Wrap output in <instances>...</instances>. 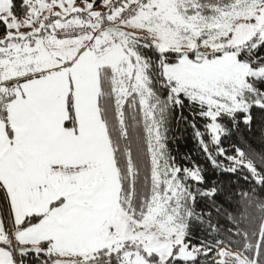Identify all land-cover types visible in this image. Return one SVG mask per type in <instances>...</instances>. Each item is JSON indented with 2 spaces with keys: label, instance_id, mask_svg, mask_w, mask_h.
Instances as JSON below:
<instances>
[{
  "label": "trees",
  "instance_id": "16d2710c",
  "mask_svg": "<svg viewBox=\"0 0 264 264\" xmlns=\"http://www.w3.org/2000/svg\"><path fill=\"white\" fill-rule=\"evenodd\" d=\"M88 1L95 6L102 2ZM195 1L197 10L205 16L213 13L215 8L234 2ZM10 12L17 17L25 16L29 6L25 0H11ZM108 21L107 18L99 19L100 27L110 23ZM6 32V25L0 20V34ZM128 37L133 38L135 51L147 65L150 105L161 134V161L175 170L184 186L180 209L185 226L184 242L196 252L190 259L178 258L173 253L161 264H221L215 260L222 247L240 253L250 264H264V78L249 79L253 92L246 96L250 101L247 110L221 113L216 117L220 134L215 139L209 129L211 120L205 114V106L184 94L175 93L163 72L164 64H174L185 55L193 58L195 53L160 52L147 37L130 33ZM229 50L236 51L238 60L250 67L264 68V40L257 36ZM112 77L109 67L99 69L100 113L119 174L120 206L131 219L141 221L156 189L148 121L135 92L118 105ZM12 98V92L0 87V119L8 134L12 131L8 117V103ZM254 99L259 102H253ZM67 110L66 125L75 127L71 92ZM194 169L199 178L190 175L189 171ZM0 213L4 232L8 234L1 194ZM39 218L27 217L12 227L13 231L24 229ZM0 246L13 251L11 242ZM47 247L44 242L33 252L19 255L20 264H52L56 256ZM122 259L120 252L105 248L86 262L127 264Z\"/></svg>",
  "mask_w": 264,
  "mask_h": 264
},
{
  "label": "rangeland",
  "instance_id": "374dc122",
  "mask_svg": "<svg viewBox=\"0 0 264 264\" xmlns=\"http://www.w3.org/2000/svg\"><path fill=\"white\" fill-rule=\"evenodd\" d=\"M129 1L102 0L95 6L88 0H25L29 12L17 17L10 12L11 0H0V20L7 28L6 33L0 34V80L61 64L68 55L56 48L53 30L82 24L87 27L77 40L61 44L90 39L97 50V59L104 61V66L112 71L118 105L131 93L138 95L148 121L154 161L156 189L145 216L136 221L122 209L127 216L118 223L121 230L115 239L119 241L106 249L120 252L127 264H161L173 253L178 258L190 259L196 252L184 242L185 226L180 214L184 186L175 170L161 161V134L150 105L146 62L135 51L133 38L124 36L115 41L100 27L99 19L107 18L108 24L131 35L149 38L160 52H220L205 58L185 55L174 64L163 65L164 75L175 93L205 106V114L211 120L210 132L218 139L220 128L216 117L221 113L247 110L250 101L246 96L253 92L249 79L264 78V68L250 67L238 60L236 51L229 50L254 36L264 40V0H234L229 6L215 8L208 16L197 10L195 0H149L129 18L122 17ZM66 23V27H60ZM189 173L199 178L197 169ZM7 233L0 220V240L12 245L8 230ZM12 254L14 257L13 251ZM88 259L69 258L64 264H88ZM215 261L250 264L243 255L227 247L219 249Z\"/></svg>",
  "mask_w": 264,
  "mask_h": 264
},
{
  "label": "crops",
  "instance_id": "0c3cea01",
  "mask_svg": "<svg viewBox=\"0 0 264 264\" xmlns=\"http://www.w3.org/2000/svg\"><path fill=\"white\" fill-rule=\"evenodd\" d=\"M56 48L68 55L61 64L0 80V87L13 94L8 103L11 134L0 119V186L12 231L25 218L40 216L13 231L14 244L35 250L47 242L56 259L66 262L112 247L119 241L118 223L127 215L99 108L98 73L106 63L97 59L87 38L56 42ZM70 92L75 127L66 125ZM7 242L0 240L1 245ZM13 263L10 249L0 246V264Z\"/></svg>",
  "mask_w": 264,
  "mask_h": 264
},
{
  "label": "built area",
  "instance_id": "2783aa9c",
  "mask_svg": "<svg viewBox=\"0 0 264 264\" xmlns=\"http://www.w3.org/2000/svg\"><path fill=\"white\" fill-rule=\"evenodd\" d=\"M149 2V0H131L129 1L124 8V11L122 13V17H126L129 18L133 13H135L137 10L143 8L147 3ZM87 31V27L83 26V24L81 26H71L70 28H59L56 27L53 30V38L55 39L56 42L62 43L65 42L67 40H77V38L83 33ZM0 194L2 197V203H3V210H4V215L6 217V221L8 224V231L10 233V237L12 238V250L14 253V264H20L19 262V255L17 254V246L14 244L13 242V231L10 227V223H9V217H8V212H7V205H6V201L4 198V193L2 190V187L0 186Z\"/></svg>",
  "mask_w": 264,
  "mask_h": 264
},
{
  "label": "water",
  "instance_id": "95a60500",
  "mask_svg": "<svg viewBox=\"0 0 264 264\" xmlns=\"http://www.w3.org/2000/svg\"><path fill=\"white\" fill-rule=\"evenodd\" d=\"M103 31L107 34L111 35L112 38L116 41L121 37L128 36L129 32L126 30H123L121 28H118L117 26H114L112 24L105 25L103 27ZM219 51H197L195 52V57L197 58H205L206 56H212L218 54ZM17 254L18 255H25L27 253H31L34 251L31 247H17ZM52 264H64V261L60 259H55Z\"/></svg>",
  "mask_w": 264,
  "mask_h": 264
}]
</instances>
